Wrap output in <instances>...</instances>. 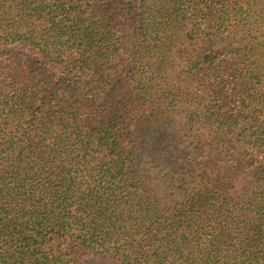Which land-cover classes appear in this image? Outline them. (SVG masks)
Segmentation results:
<instances>
[{
  "label": "trees",
  "instance_id": "16d2710c",
  "mask_svg": "<svg viewBox=\"0 0 264 264\" xmlns=\"http://www.w3.org/2000/svg\"><path fill=\"white\" fill-rule=\"evenodd\" d=\"M0 264H264V0H0Z\"/></svg>",
  "mask_w": 264,
  "mask_h": 264
}]
</instances>
